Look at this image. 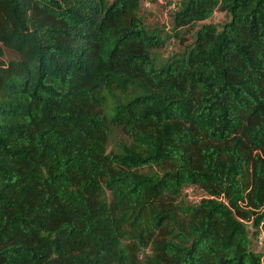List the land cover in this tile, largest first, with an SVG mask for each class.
<instances>
[{"label":"trees","instance_id":"1","mask_svg":"<svg viewBox=\"0 0 264 264\" xmlns=\"http://www.w3.org/2000/svg\"><path fill=\"white\" fill-rule=\"evenodd\" d=\"M147 1L0 0V264H264V0Z\"/></svg>","mask_w":264,"mask_h":264},{"label":"rangeland","instance_id":"2","mask_svg":"<svg viewBox=\"0 0 264 264\" xmlns=\"http://www.w3.org/2000/svg\"><path fill=\"white\" fill-rule=\"evenodd\" d=\"M182 0H152L142 4L140 16L146 25L151 29L163 30L165 35L169 36L166 47L162 50L155 51V58L160 62H165L171 56L181 55L186 48L195 40V34L198 27L203 23L193 25L183 34L180 39L173 36L172 30H167L172 24L173 9ZM228 20V17L221 12H216L215 15L205 23H212L221 29L223 24ZM204 23V24H205ZM111 107V105H110ZM125 134L121 130H115L111 133L108 141V150L115 149L116 143L126 140ZM207 195L198 188L190 187L184 191L183 201L186 203L197 205ZM251 237V247L257 253L264 252V244L262 238L254 233L251 222H246Z\"/></svg>","mask_w":264,"mask_h":264}]
</instances>
